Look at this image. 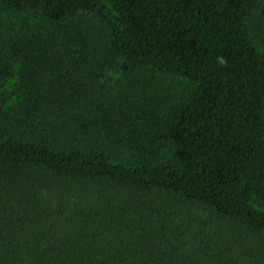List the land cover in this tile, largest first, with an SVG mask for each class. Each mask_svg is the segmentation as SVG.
<instances>
[{"label":"trees","instance_id":"1","mask_svg":"<svg viewBox=\"0 0 264 264\" xmlns=\"http://www.w3.org/2000/svg\"><path fill=\"white\" fill-rule=\"evenodd\" d=\"M263 25L264 0H0V264H264Z\"/></svg>","mask_w":264,"mask_h":264},{"label":"rangeland","instance_id":"2","mask_svg":"<svg viewBox=\"0 0 264 264\" xmlns=\"http://www.w3.org/2000/svg\"><path fill=\"white\" fill-rule=\"evenodd\" d=\"M254 32H255L256 43L259 45V47L262 50H264V25L262 26V28L260 30H258V28L255 27L254 28ZM112 78L116 81L115 77H112ZM170 82H171V80H170V78H168V79L165 80L164 84L167 83V84L170 85ZM171 84H174V82L171 83ZM113 91H115V90H112L111 94H112Z\"/></svg>","mask_w":264,"mask_h":264},{"label":"clouds","instance_id":"3","mask_svg":"<svg viewBox=\"0 0 264 264\" xmlns=\"http://www.w3.org/2000/svg\"><path fill=\"white\" fill-rule=\"evenodd\" d=\"M219 62L222 64L224 61L222 58L219 59Z\"/></svg>","mask_w":264,"mask_h":264}]
</instances>
